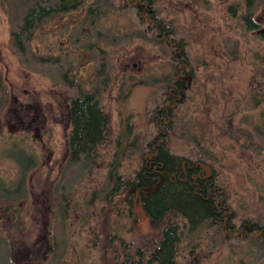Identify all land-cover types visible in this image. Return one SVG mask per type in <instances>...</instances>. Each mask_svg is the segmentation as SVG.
<instances>
[{"label": "rangeland", "instance_id": "374dc122", "mask_svg": "<svg viewBox=\"0 0 264 264\" xmlns=\"http://www.w3.org/2000/svg\"><path fill=\"white\" fill-rule=\"evenodd\" d=\"M32 1L0 0V264H21L49 241L54 255L40 251L36 264H102L87 243L89 229L115 234L118 243L160 236L138 205L134 216L113 209L110 172L129 178L139 170L156 135L149 112L176 68L147 19L124 0H81L79 10L40 23L20 54L10 29ZM250 2L152 0L150 10L185 41L194 72L170 150L217 171L230 209L264 225V0ZM249 6L258 31L245 27ZM78 89L96 94L110 124L105 141L72 163L66 99ZM178 222L177 264L193 255L200 264H264L256 240L223 239L204 226L189 235Z\"/></svg>", "mask_w": 264, "mask_h": 264}, {"label": "trees", "instance_id": "16d2710c", "mask_svg": "<svg viewBox=\"0 0 264 264\" xmlns=\"http://www.w3.org/2000/svg\"><path fill=\"white\" fill-rule=\"evenodd\" d=\"M124 1L136 11L140 20L143 17L147 19L154 40L160 41L169 52L176 72L174 80L166 87V95L160 96L149 112L148 119L154 125L156 135L148 143L142 165L129 178L110 172L113 182L111 197L115 203L113 209H124L130 216H134V206L138 205L149 225L159 228L160 236L144 243H126L123 240L118 243L115 234H105L97 228L87 231L88 245L96 251L102 264H177L183 235L179 219L185 220L184 228L189 235L204 226L218 229L223 239L256 240L264 244V225L239 217L230 209L228 192L219 185L217 171L201 159H188L170 150L167 140L174 129L175 111L184 103L194 73L185 50L186 44L175 36L172 27L156 20L150 10L152 0ZM81 6V0L32 1L15 18L17 21L10 29L9 43L15 51L24 54L29 50L32 35L40 23L51 16L69 15ZM250 7L243 21L247 30L258 31L259 26L253 21ZM259 34L264 39V31ZM67 80L68 87L75 85L74 79ZM66 108L70 129L64 145L68 160L75 163L82 156L89 157L105 141L110 120L96 94L80 89L76 96L66 99ZM17 114L23 115L21 110ZM65 215V208L60 209L61 220ZM44 231L49 232L46 227ZM54 243L49 241L48 246L44 244L36 252L32 250L20 263L36 264L40 251L45 258L54 255L50 249ZM187 264H200L199 255H193Z\"/></svg>", "mask_w": 264, "mask_h": 264}]
</instances>
